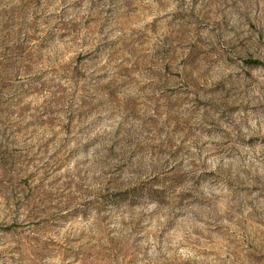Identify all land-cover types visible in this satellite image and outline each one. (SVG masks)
<instances>
[{"label": "rangeland", "instance_id": "1", "mask_svg": "<svg viewBox=\"0 0 264 264\" xmlns=\"http://www.w3.org/2000/svg\"><path fill=\"white\" fill-rule=\"evenodd\" d=\"M0 264H264V0H0Z\"/></svg>", "mask_w": 264, "mask_h": 264}, {"label": "trees", "instance_id": "2", "mask_svg": "<svg viewBox=\"0 0 264 264\" xmlns=\"http://www.w3.org/2000/svg\"><path fill=\"white\" fill-rule=\"evenodd\" d=\"M246 63H250V64H261L260 61L254 60V59H250V60H246Z\"/></svg>", "mask_w": 264, "mask_h": 264}]
</instances>
